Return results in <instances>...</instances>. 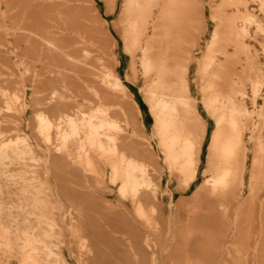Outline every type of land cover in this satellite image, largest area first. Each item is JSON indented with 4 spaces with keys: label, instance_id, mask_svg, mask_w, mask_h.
Listing matches in <instances>:
<instances>
[{
    "label": "bare ground",
    "instance_id": "6f19581e",
    "mask_svg": "<svg viewBox=\"0 0 264 264\" xmlns=\"http://www.w3.org/2000/svg\"><path fill=\"white\" fill-rule=\"evenodd\" d=\"M82 5L0 0V264H264V0Z\"/></svg>",
    "mask_w": 264,
    "mask_h": 264
},
{
    "label": "rangeland",
    "instance_id": "374dc122",
    "mask_svg": "<svg viewBox=\"0 0 264 264\" xmlns=\"http://www.w3.org/2000/svg\"><path fill=\"white\" fill-rule=\"evenodd\" d=\"M78 2H80V3H82L83 5V8H85L86 9V11L88 12V13H94L95 14V10L100 14V18H101V20L102 21H106V23L107 24H109V25H111V23H112V21H113V19H114V21L116 20V17H117V13H118V10L120 9V4H121V0H117V4H116V11H115V13H114V15H112V14H110V15H104V13H103V11H104V8H103V3H102V0H78ZM85 4H87V5H85ZM90 7V8H89ZM208 12H209V10H208V7L206 6V9H205V15H206V18H207V21H208V27H209V29L212 27V25H213V23L212 22H210V20H209V18H208ZM259 13V16H260V19H261V21H262V24L264 25V13H262V12H258ZM211 26V27H210ZM111 28H112V26H111ZM207 37H208V35H207ZM262 39L264 38V35H262V36H260ZM257 50H259V56H258V60H259V62L260 63H262L263 61H264V54H263V51H262V49L259 47V48H257ZM120 55H122L121 54V50H119V52H118ZM201 54V52H198V53H196L195 55L196 56H199ZM126 61V60H125ZM122 66H123V68H124V71H125V67L127 66V64H124V63H122ZM195 72V68L194 67H192V69H191V77H193V73ZM123 74H124V72H122ZM123 74H122V76H123ZM141 83H142V79L139 77L138 78V80H137V83H136V85L135 84H132V83H129V82H127L126 83V81L124 80V84L126 85V87H127V89H129L130 87H131V85L133 86L132 88H131V93H132V96H133V98H134V100L136 101V103H138V106H139V108H140V111H141V116H140V120H142L143 121V123H144V126H145V129H146V132H147V134H150V132H151V126H152V124H153V117L151 116V114H150V112H149V110H148V106H147V104L145 103V101L143 100V98H142V96H141V94H140V92L138 91V88H139V86L141 85ZM130 90V89H129ZM136 92V93H135ZM193 93H194V95L196 96V97H198L199 98V94L197 93V90L196 89H194V87H193ZM249 94V93H248ZM141 100V101H140ZM246 103H247V107H249L250 109H252V107H251V103H250V100H249V96L247 97V99H246ZM264 104V87H263V89H262V91H261V93H260V96L257 98V108H256V110L257 109H259V108H261V106ZM141 105V106H140ZM199 106V105H198ZM148 110V111H147ZM199 110H200V112H201V114L204 116L205 115V112L204 111H202L203 109H202V107H201V105L199 106ZM253 116H254V122H258L259 121V117H257V115L256 114H253ZM207 117V116H206ZM149 119H151V120H149ZM262 134L264 135V130L262 129ZM248 136V135H247ZM247 145H248V147L249 148H252V143H251V141H249L248 140V142H247ZM251 152H248V158H247V167H248V165H249V161H250V159H251ZM162 163V166H163V169H164V163L163 162H161ZM247 168H246V173H245V181H247ZM172 186V189H174L175 188V184H172L171 185ZM190 193V192H189ZM189 193H187V194H185V195H181V194H179V195H175V199H174V201H175V203H177V201H179V199H181L182 198V196L184 197H186V196H188V194ZM246 193L244 192L243 193V195H245ZM264 195V184L262 185V187H261V190H260V192L258 193V197L259 198H261L262 196Z\"/></svg>",
    "mask_w": 264,
    "mask_h": 264
}]
</instances>
